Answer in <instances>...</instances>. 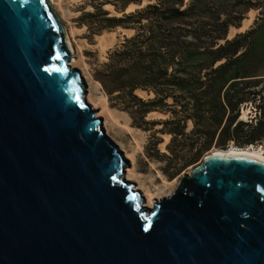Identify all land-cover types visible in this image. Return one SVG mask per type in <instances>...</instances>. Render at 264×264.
I'll list each match as a JSON object with an SVG mask.
<instances>
[{"label": "water", "instance_id": "water-1", "mask_svg": "<svg viewBox=\"0 0 264 264\" xmlns=\"http://www.w3.org/2000/svg\"><path fill=\"white\" fill-rule=\"evenodd\" d=\"M71 60L48 0H0V264H264V160L207 153L146 207Z\"/></svg>", "mask_w": 264, "mask_h": 264}, {"label": "trees", "instance_id": "trees-1", "mask_svg": "<svg viewBox=\"0 0 264 264\" xmlns=\"http://www.w3.org/2000/svg\"><path fill=\"white\" fill-rule=\"evenodd\" d=\"M142 1H111L120 16H110L101 4L84 14L88 28L98 33L119 26L134 30L95 69L94 77L112 104L141 119L149 111L161 110L179 124L192 121L199 147L183 165L213 144L227 147L236 142L240 127L248 128L243 141L247 145L264 139V83L241 61L245 52L239 54L246 45L255 55V29L227 39L229 26H239L243 12L234 16L235 10L222 7L221 0L207 1L212 7L206 0H147L125 12L129 4ZM249 6L264 13V0H250ZM137 89L153 95L145 99L135 93ZM245 103L254 109L249 120L240 118ZM177 106L178 110L172 108ZM183 133L172 130L173 142ZM168 148L175 155V148Z\"/></svg>", "mask_w": 264, "mask_h": 264}, {"label": "rangeland", "instance_id": "rangeland-1", "mask_svg": "<svg viewBox=\"0 0 264 264\" xmlns=\"http://www.w3.org/2000/svg\"><path fill=\"white\" fill-rule=\"evenodd\" d=\"M111 1L114 0H52V3L49 2L54 12L56 11V13L60 15L68 31L72 32L73 38L76 39V43L79 45L77 47V44L74 43V47L76 48V60L79 61L80 53L83 54V62L87 65L86 72L89 78V83L86 81V93L90 90L95 97L106 95L107 104L112 111V115L118 122L113 126V133L115 132L114 134L124 143L128 150L136 149L135 169L138 177L144 181V185L155 192L158 189L157 187L162 184V178L160 176H164L169 183V185L164 188L165 191L162 192V194H165L180 182L183 175L190 174L194 166L202 162L204 156L210 151L229 150L232 147L255 146L262 149L264 152V139L247 145L243 141L246 138L248 128L240 127L237 132L236 142L230 141L227 147L213 144L211 149L201 154L197 160L183 165V160L196 152L199 147V141H195L196 135L193 134L196 127L192 121L188 120L185 123L179 124L172 120L170 112L161 110L149 111L146 113L144 119H141L138 115L132 116L127 110L122 109L118 105H113L101 84H97L99 81L94 77L95 69L107 60L110 50L115 47L125 35H132L134 30L119 26L116 29H104L98 33L88 28L86 25V20H88V18L84 16L86 12L92 11L95 7L100 6V4L103 9L109 12L110 16H120L122 12L116 10ZM207 1L209 0H206V4L212 7L213 4ZM221 1L223 4L222 7L226 6L229 9L235 10L234 16H239L241 11L243 12V19L240 22L242 27L243 20L250 17L252 14V21L246 28L240 30L242 27L238 29L236 25H230L227 31V37L230 39L238 33L255 29V55L248 51V46L246 45L240 47L239 54L245 52L243 57L242 55L240 56L241 61H245L246 65L253 67L254 77L264 83V13H261V8L249 6L250 0ZM146 3L147 0H143L140 4L131 3L126 7L125 12L135 10ZM234 3L239 5L236 4L235 8H231ZM223 41L224 40H221V42ZM247 41H249V38L246 42L243 41V44H247ZM80 67H82V63H79L78 69H80ZM239 86H241V83ZM135 93L145 99L153 95V93L149 94L147 91L141 89H137ZM245 104L246 105L240 109V118L249 120L254 114V109L252 107L253 105L250 106L247 103ZM244 107L246 113L243 117ZM172 108L178 110L180 107L177 106ZM255 121L256 119L253 120V124H255ZM127 126L132 128L131 132L126 129ZM233 126L234 123L232 127ZM172 130H183L184 133L183 135H178L173 142ZM138 140L141 144L140 148L136 147ZM191 144H193V147H191ZM169 145L175 148V155L171 154L168 148ZM127 167L129 168V166ZM158 172L161 175H159ZM151 179L155 184H153ZM127 184L133 185L134 188L137 187V183L127 182Z\"/></svg>", "mask_w": 264, "mask_h": 264}, {"label": "bare ground", "instance_id": "bare-ground-1", "mask_svg": "<svg viewBox=\"0 0 264 264\" xmlns=\"http://www.w3.org/2000/svg\"><path fill=\"white\" fill-rule=\"evenodd\" d=\"M49 1L52 3V0H48V2ZM55 14H57L58 19L60 20V23H61L62 29H63V33L65 36V40H66L69 48L72 51V60H71L70 64L72 67L78 68L79 63H82V67H80L79 70H81V73L86 78V81L89 83V78H88V75L86 72L87 65L83 62V54L80 53L79 61L76 60V54H75L76 48L74 47V43H76V39L73 38L72 32H69L67 27L62 22L60 15H58V13H56V11H55ZM252 17L253 16L251 14L250 17L245 18L243 20V27L240 30L246 28L250 24V22L252 21ZM78 46L79 45L77 44V47ZM97 84L100 85L99 82H97ZM85 98H86V101L91 105V107L93 109L97 110L96 116H102L103 117V126L105 128L106 134L109 135L120 146L121 150L124 153L125 158L129 161V165H128L129 168L127 167V169H126V174H125L124 180L126 182L137 183V187H135L134 189L140 190L141 196L144 198V201H145V206L146 207H152L154 200H159L161 197H163L167 193L166 192L165 194H162V192L165 191L164 188L169 185L168 180L164 176H160L162 178L161 179L162 184L157 187L158 189L155 192L153 190H151L149 187H147L146 185H144V181H142L138 177L137 171L135 169L136 149L134 148L132 150H128L126 148V146L124 145V143L114 134L115 132L113 133V126L115 124H117L118 122L116 121V118L112 115V111L107 104L106 95H101L100 97H95L92 94V92L89 90V92L85 94ZM245 113H246V111H245V107H244L243 108V115H242L243 117H244ZM126 129L129 130L130 132L132 131V128L129 126H127ZM136 144H137V146H136L137 148L141 147L139 140L137 141ZM209 153H211V154L212 153H215V154L216 153H219V154H237V153L250 154V155H253V156H255L261 160H264V152L262 151V149H259L255 146L232 147L229 150H215V151H210ZM158 174H159V172H158ZM159 175H161V174H159ZM151 181H153V180L151 179ZM153 184H155L154 181H153Z\"/></svg>", "mask_w": 264, "mask_h": 264}]
</instances>
